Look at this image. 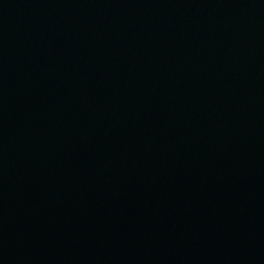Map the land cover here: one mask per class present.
I'll return each mask as SVG.
<instances>
[{
    "label": "water",
    "instance_id": "95a60500",
    "mask_svg": "<svg viewBox=\"0 0 264 264\" xmlns=\"http://www.w3.org/2000/svg\"><path fill=\"white\" fill-rule=\"evenodd\" d=\"M0 264H264V0H0Z\"/></svg>",
    "mask_w": 264,
    "mask_h": 264
}]
</instances>
